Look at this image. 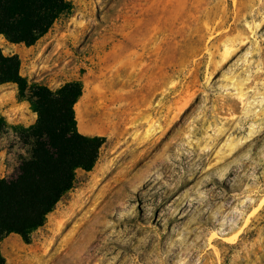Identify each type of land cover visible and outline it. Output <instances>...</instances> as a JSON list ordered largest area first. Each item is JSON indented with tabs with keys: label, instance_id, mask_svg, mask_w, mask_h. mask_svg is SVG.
Here are the masks:
<instances>
[{
	"label": "rangeland",
	"instance_id": "374dc122",
	"mask_svg": "<svg viewBox=\"0 0 264 264\" xmlns=\"http://www.w3.org/2000/svg\"><path fill=\"white\" fill-rule=\"evenodd\" d=\"M30 45L0 36L28 82L80 80L89 171L4 264H264V0H69ZM0 84V114H35ZM19 104V105H16ZM5 163L26 156L7 129Z\"/></svg>",
	"mask_w": 264,
	"mask_h": 264
},
{
	"label": "trees",
	"instance_id": "16d2710c",
	"mask_svg": "<svg viewBox=\"0 0 264 264\" xmlns=\"http://www.w3.org/2000/svg\"><path fill=\"white\" fill-rule=\"evenodd\" d=\"M69 0H0V36L30 46L60 16L72 11ZM19 57L0 49V84L12 83L16 99L27 102L35 119L28 126L8 124L0 114V133L12 130L26 146L13 172L0 177V240L13 233L24 243L45 222L61 196L73 185L75 171H89L104 137L77 130L73 105L81 95L80 80L51 89L28 82L19 73ZM5 259L0 252V264Z\"/></svg>",
	"mask_w": 264,
	"mask_h": 264
},
{
	"label": "crops",
	"instance_id": "0c3cea01",
	"mask_svg": "<svg viewBox=\"0 0 264 264\" xmlns=\"http://www.w3.org/2000/svg\"><path fill=\"white\" fill-rule=\"evenodd\" d=\"M20 105H24V103H19ZM19 104H16V105H19ZM27 105V104H26ZM33 116H34V113H32ZM1 139V138H0ZM0 146H1V143H0ZM13 154V151L12 149H9V148H5V147H0V177H5L6 174H8L10 171H11V167L13 165H11L10 163H5L4 162V159ZM16 164L14 163V166Z\"/></svg>",
	"mask_w": 264,
	"mask_h": 264
}]
</instances>
